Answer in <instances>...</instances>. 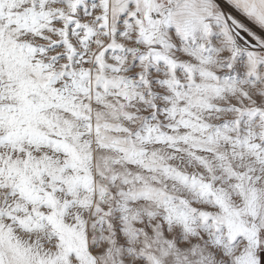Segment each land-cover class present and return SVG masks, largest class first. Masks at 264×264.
Segmentation results:
<instances>
[{
	"label": "snow or ice",
	"instance_id": "obj_1",
	"mask_svg": "<svg viewBox=\"0 0 264 264\" xmlns=\"http://www.w3.org/2000/svg\"><path fill=\"white\" fill-rule=\"evenodd\" d=\"M0 264H264V0H0Z\"/></svg>",
	"mask_w": 264,
	"mask_h": 264
}]
</instances>
